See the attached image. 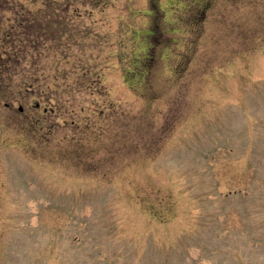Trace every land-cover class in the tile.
<instances>
[{
    "label": "rangeland",
    "instance_id": "rangeland-1",
    "mask_svg": "<svg viewBox=\"0 0 264 264\" xmlns=\"http://www.w3.org/2000/svg\"><path fill=\"white\" fill-rule=\"evenodd\" d=\"M0 264H264V0H0Z\"/></svg>",
    "mask_w": 264,
    "mask_h": 264
},
{
    "label": "trees",
    "instance_id": "trees-1",
    "mask_svg": "<svg viewBox=\"0 0 264 264\" xmlns=\"http://www.w3.org/2000/svg\"><path fill=\"white\" fill-rule=\"evenodd\" d=\"M36 1H37V0H35V2H36ZM23 4H24V3H23ZM23 4H22V5H23ZM32 14H33V13H32ZM34 15H35V14H34ZM51 20H53L54 22L57 21L55 17H54V18H51Z\"/></svg>",
    "mask_w": 264,
    "mask_h": 264
}]
</instances>
